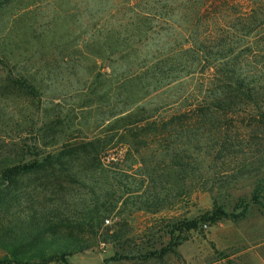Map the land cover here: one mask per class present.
I'll return each instance as SVG.
<instances>
[{"label":"trees","instance_id":"1","mask_svg":"<svg viewBox=\"0 0 264 264\" xmlns=\"http://www.w3.org/2000/svg\"><path fill=\"white\" fill-rule=\"evenodd\" d=\"M89 1L51 0L40 18L36 0H0V264H69L89 249L83 235L116 208L110 146L148 169V209L263 164L264 0ZM196 77L194 91L152 102ZM48 93L89 111L59 103L37 127L31 108ZM256 185L251 204L264 207ZM80 188L89 201L65 210Z\"/></svg>","mask_w":264,"mask_h":264},{"label":"rangeland","instance_id":"2","mask_svg":"<svg viewBox=\"0 0 264 264\" xmlns=\"http://www.w3.org/2000/svg\"><path fill=\"white\" fill-rule=\"evenodd\" d=\"M76 1L79 11L85 3L91 2ZM51 3V0H36L33 8L37 9L38 17H47L51 13ZM199 84L196 77L183 86L176 85L172 92L154 98L152 102L157 105L170 101L181 88L192 92ZM46 98L41 100L38 112L31 108L37 127L41 126L45 111L55 109L59 103L65 110L74 109L77 116L89 111L81 112L78 99H53V93H48ZM16 102L17 111L26 113L30 100L22 98ZM98 132L100 130L89 136L80 133L79 137L93 138ZM23 137L28 140L30 134ZM127 140L129 143L135 141L131 136H127ZM128 148L129 145L108 147L105 163L114 171L113 203L116 208L96 230V236L83 235L90 247L70 257L69 264H264V207L251 204L258 178L264 179V159L263 164L250 166V174L248 171L229 186L205 191L190 186L182 194H172L162 206L148 209L143 203L151 199L154 184L149 183L148 169L137 154L133 158L137 162L125 160ZM246 163L248 161L243 160L238 165ZM185 182L190 185L193 179L189 177ZM176 190L173 188L174 193ZM260 194L264 202V186ZM89 196L85 189H78L65 202L64 209L82 210ZM35 198L46 204L44 194L39 192ZM47 204H50L48 200ZM217 211L222 213L218 221L208 222L207 217Z\"/></svg>","mask_w":264,"mask_h":264},{"label":"built area","instance_id":"3","mask_svg":"<svg viewBox=\"0 0 264 264\" xmlns=\"http://www.w3.org/2000/svg\"><path fill=\"white\" fill-rule=\"evenodd\" d=\"M110 221H107V223H109Z\"/></svg>","mask_w":264,"mask_h":264}]
</instances>
